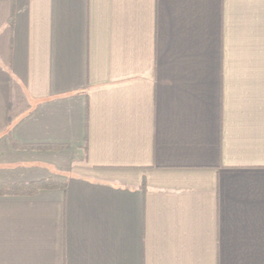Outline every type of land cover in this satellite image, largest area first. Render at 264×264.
<instances>
[{
  "label": "crops",
  "instance_id": "obj_1",
  "mask_svg": "<svg viewBox=\"0 0 264 264\" xmlns=\"http://www.w3.org/2000/svg\"><path fill=\"white\" fill-rule=\"evenodd\" d=\"M0 264H264V0H0Z\"/></svg>",
  "mask_w": 264,
  "mask_h": 264
},
{
  "label": "trees",
  "instance_id": "obj_2",
  "mask_svg": "<svg viewBox=\"0 0 264 264\" xmlns=\"http://www.w3.org/2000/svg\"><path fill=\"white\" fill-rule=\"evenodd\" d=\"M11 22V21H10Z\"/></svg>",
  "mask_w": 264,
  "mask_h": 264
}]
</instances>
